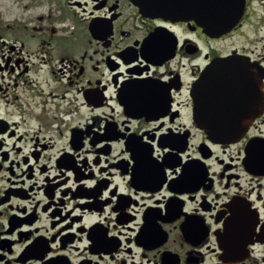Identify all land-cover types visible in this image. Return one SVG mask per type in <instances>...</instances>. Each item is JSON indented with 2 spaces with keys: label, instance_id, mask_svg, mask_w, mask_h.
Listing matches in <instances>:
<instances>
[{
  "label": "flooded vegetation",
  "instance_id": "1",
  "mask_svg": "<svg viewBox=\"0 0 264 264\" xmlns=\"http://www.w3.org/2000/svg\"><path fill=\"white\" fill-rule=\"evenodd\" d=\"M58 1L0 22V264H264V103L218 143L195 94L239 57L264 96V0L208 32L130 0Z\"/></svg>",
  "mask_w": 264,
  "mask_h": 264
},
{
  "label": "water",
  "instance_id": "2",
  "mask_svg": "<svg viewBox=\"0 0 264 264\" xmlns=\"http://www.w3.org/2000/svg\"><path fill=\"white\" fill-rule=\"evenodd\" d=\"M143 14L167 17H193L201 22L206 32L228 28L243 12V0H131ZM241 59L227 57L217 59L197 84L195 94L200 106L216 114L227 108V104L241 100L254 104L241 115L243 123L231 129L226 122H217V127L206 124V134L213 141L227 143L238 140L248 123L260 113L263 106L261 91L262 74ZM205 106V107H204ZM226 115V114H225ZM225 118V117H224ZM232 125V124H230Z\"/></svg>",
  "mask_w": 264,
  "mask_h": 264
},
{
  "label": "rangeland",
  "instance_id": "3",
  "mask_svg": "<svg viewBox=\"0 0 264 264\" xmlns=\"http://www.w3.org/2000/svg\"><path fill=\"white\" fill-rule=\"evenodd\" d=\"M51 3L59 5L58 0H0V22L10 23L21 20L22 15L27 18L46 15ZM63 4L64 0H61L60 6L65 9Z\"/></svg>",
  "mask_w": 264,
  "mask_h": 264
}]
</instances>
